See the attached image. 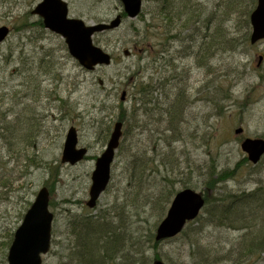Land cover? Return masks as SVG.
Wrapping results in <instances>:
<instances>
[{
  "label": "rangeland",
  "instance_id": "1",
  "mask_svg": "<svg viewBox=\"0 0 264 264\" xmlns=\"http://www.w3.org/2000/svg\"><path fill=\"white\" fill-rule=\"evenodd\" d=\"M40 1L0 0V26L10 29V35L0 45V264H8L14 233L43 186L49 190L52 187L50 209L55 216L51 250L43 255V264H78L73 255L77 245V237L72 234L75 224L78 226L84 217H95L99 212L107 214L103 222L112 224L109 227L112 232L122 228L126 220L130 234L139 235L137 240L142 239L143 251H128L125 246L122 256L127 252L130 256L121 257L120 263L132 257L147 258L144 264H152L157 259L165 264H196L201 263L203 254L205 264H235V253L229 258L232 243L241 241L244 247L250 233L264 234L262 216L252 217L254 207H241L237 217L242 221L237 223L251 227L235 230L230 225L236 217L229 224H212L208 223V214L202 212L206 220L194 219L181 234L158 241L156 228L171 203H165L164 197L169 194L170 198L175 193H169L165 187L161 192L162 175L175 178L177 191L194 188L211 200L220 199L228 192L241 194L264 186V155L253 163L241 148L245 137L264 139V39L251 44L239 43L237 38L235 48L223 49L215 57L212 48L199 65L195 54L198 48L191 47L188 40L182 44L175 41L169 52L162 45H158L159 49L151 46L162 40L153 36L160 30L152 26L158 24L160 16L154 2L144 0L142 15L126 18L115 30L95 35V42L112 52L113 62L87 70L68 52L60 34L36 25L22 27L26 15L31 23L39 20L32 9ZM67 1L70 15L88 24L108 23L123 10L121 0ZM195 1L209 8L217 2ZM243 1L247 2L244 5L251 2ZM244 9L240 5L239 10ZM230 21L225 23L229 33L239 36L236 30L241 29L243 34L244 22L239 17ZM149 22L152 27L146 30ZM191 31H185L184 35ZM144 34H148L151 44L148 51L135 45ZM203 35L204 29L198 34L200 39L196 45L202 43ZM160 49L162 54L148 56L149 61L142 58L143 54ZM48 52L52 54L47 56L45 64H51V69L46 73V65L41 68L37 62ZM153 57L159 60L151 61ZM165 75L171 82L162 85ZM140 81L151 82V91L144 96L149 102L145 104L134 86ZM226 88L231 91L228 98L224 94ZM180 90L184 94L181 102L176 97ZM134 107H137L139 125L146 128L136 130L142 137L138 142L141 149L157 148L154 141L167 126L177 130L167 131L170 138L182 135L175 145L166 147L170 151L163 159L169 163L168 171L160 167L163 173L151 176V181L142 189V196L136 197L135 188L129 185L131 173L118 150L111 183L95 208H90L86 201L90 198L96 157L107 143L103 126L113 127L125 111L130 113ZM172 110L176 111V120ZM71 126L78 130L79 146L89 149V155L76 164L61 161ZM238 128L242 131L236 132ZM52 169L56 170L54 176ZM230 169L235 170L234 176L225 174ZM149 199L146 206L145 201ZM116 213H120L117 218ZM247 218L250 219L245 221ZM248 261L245 264H264V254Z\"/></svg>",
  "mask_w": 264,
  "mask_h": 264
},
{
  "label": "trees",
  "instance_id": "2",
  "mask_svg": "<svg viewBox=\"0 0 264 264\" xmlns=\"http://www.w3.org/2000/svg\"><path fill=\"white\" fill-rule=\"evenodd\" d=\"M148 1V0H147ZM151 1V0H150ZM154 4L157 6L156 9H158L156 12H158L159 20L158 24H152V22H149L147 24L146 30L151 26L156 27L160 31L154 32L153 36L162 38L161 41H156L155 45L150 44L149 38H147L148 34H144L141 36L142 39L135 42V45L142 46L141 48L145 51L150 50L148 47L151 45L154 46V49L158 48V45H162V48L164 51L169 52L170 45L174 43L175 41L181 42V44L188 40V42H191V47H197L196 57H199V65H201V61L207 58L208 53L213 48V56L215 57V54L219 51L223 52V49H232L235 48L237 43V38L239 39V43H245L249 42L250 39V30H251V23H250V15L251 11L257 4V0H250L251 2L247 5H244V3H247L243 0H217L216 4L211 6L209 8L208 5H203L195 0H152ZM243 1V3H242ZM180 3V4H179ZM242 3V4H241ZM240 5L244 6V10H239ZM208 6V7H207ZM247 6V7H246ZM153 12V11H151ZM143 13V11H142ZM141 13V15H142ZM155 13V12H154ZM154 15V14H153ZM152 16L151 19H154V16ZM238 17L241 19L242 23L244 22L245 31L242 34V30L239 31V36H236L233 34H230L228 29L225 28V23L228 21L234 22L233 20L238 19ZM28 16H25V19L23 20L22 27H33L34 25L38 26L42 30L45 29L44 22L41 18L39 20L33 21L32 23L28 21ZM151 26V27H152ZM205 30V35H203L202 43L199 42L198 45H196L197 41H199L200 36H198L199 33L202 32V30ZM192 30L194 31L192 33L189 32L186 35L185 31ZM249 30V32H248ZM188 38V39H187ZM209 39V40H208ZM144 42H146L144 44ZM143 43V44H142ZM142 44V45H141ZM194 45V46H192ZM219 45V48L217 49ZM159 49V48H158ZM195 52V50H193ZM191 53V52H190ZM52 53L48 52L44 57L40 58L37 62L39 64V67H45V72L49 73L51 67V64H45L47 61V56ZM154 55H160L162 54V50L156 51L151 53H146L142 55L143 57H146V60L149 61L148 56ZM157 62L159 60L158 58H154L151 60ZM49 62V61H48ZM171 66L172 63L170 64ZM52 69H54L55 64L52 63ZM49 67V69H47ZM47 69V70H46ZM173 69V68H172ZM163 83L162 85L168 84V82H171V80H167V77H163ZM137 89V92L141 94V100L145 104L146 102H149V100L145 99L144 96L147 95L151 91V82L145 83L140 81L139 83L134 85ZM227 90L224 92V94L227 96V98L230 96V89L226 88ZM136 93V91L134 92ZM177 96L179 97V102L183 100L184 94L183 91H177ZM169 96V94H168ZM167 96V97H168ZM181 100V101H180ZM137 107L133 108V110L129 113L128 111H125V115L121 120L123 121V139L119 145V154L124 157V166L126 169H128L131 173L130 175V182L129 185L131 188H135V196L138 197L139 194L142 196L143 190L145 185L148 183V180L151 181L150 177L158 174L163 173L161 171V168H164L167 170V163L164 161V156L168 154L170 150H166V147H171L170 145H175L177 141H179L182 138V135L177 134L173 138H170V135L167 134V131L173 130L176 132L175 127H168L161 132V136L157 137V139L154 141V146H157V148H152L151 150L146 147V149H141L138 147L139 140L142 139L140 136V132H136V130H140L141 126L138 123V120L136 119L137 114ZM169 112V111H168ZM176 111L171 112V115L175 118ZM170 113V112H169ZM177 118L173 119L176 120ZM133 120L132 123H130ZM162 120L160 118L159 122ZM173 123V122H172ZM106 126V128H105ZM103 126V133L105 134V141L109 139V135L111 131L113 130V127L111 125ZM182 125L178 126V128H181ZM177 128V129H178ZM146 129V128H144ZM14 133V131H13ZM159 146V147H158ZM152 153V154H150ZM177 160V156H173ZM248 159V157H247ZM161 167V168H160ZM169 169H174L173 167ZM56 170L52 169L51 174L54 176V172ZM171 174L172 172H168ZM235 170L230 169L227 173L229 176H234ZM164 185L162 187L161 192L165 189L172 192H177V189L174 188L175 178L171 177L168 174L162 175ZM190 182V181H189ZM187 183L186 186H188L190 183ZM171 183V184H170ZM129 186V187H130ZM225 188V187H224ZM143 189V190H142ZM52 191V187L50 188V192ZM160 192V193H161ZM174 193V194H175ZM228 192V194H225L224 197H221L220 199H214L211 200L208 198V196H205L206 198V204L203 207V213L206 212L209 216L208 223H228V221L234 219L233 223L230 225L231 228L237 230L241 228L248 229V227H251V225L247 224L244 225L246 227L240 226L237 222L242 221V219H239L238 214L241 212L243 208L247 207H254L252 213V217L257 216L260 214L264 221V186H259L257 190L253 192ZM173 194V195H174ZM169 194L164 197L165 203L171 201L168 197ZM136 201L135 199H133ZM132 200V201H133ZM163 200V198H162ZM163 200V201H164ZM150 199L145 201V205H149ZM164 206V205H163ZM124 208V207H122ZM259 209V211H258ZM261 209V211H260ZM125 212V210H123ZM258 211V212H257ZM123 212V213H124ZM257 212V213H255ZM200 214L196 219H205L204 216ZM115 216V215H114ZM120 216V213H116V218ZM125 217V216H124ZM107 218V217H106ZM250 218H247L245 221L249 220ZM236 220V222H235ZM192 223V222H190ZM189 223V224H190ZM78 226L74 227L73 233L75 234V237H77V245L74 247L73 255L77 257L78 264H119L120 258L123 259L126 257L125 255H129V252H127L125 255L122 256L121 253L124 251L125 246L128 247L129 250H135V251H143L142 246L140 245L142 242V239L137 240L136 238L139 237V235H136L133 237V235L130 234V226L129 223L125 220L123 225L117 231L112 232V230H109V227L112 225L107 221L103 222L100 219H96L93 216H87L84 217L83 221H79ZM116 227H119V224H117ZM245 234V236L249 235ZM251 236L246 238L248 244L245 242V246L243 247V244L241 241H238V243L235 245L232 243V247L230 248V254L231 256L229 258H232V255L235 253L234 257H236V263L239 262V264H245L249 262V258L258 255L259 257L261 254H264V234L262 235H256L253 233H250ZM135 241H137L135 243ZM156 243H158L156 241ZM244 243V242H243ZM249 246L248 249H245V247ZM70 256L71 258L73 257ZM75 257V258H76ZM206 256L202 254L201 263L197 262L196 264H205L204 259ZM233 257V258H234ZM73 259V258H72ZM142 259V258H141ZM141 259H133L132 257L130 260L121 262L120 264H144L146 263L147 258ZM141 260V261H140ZM235 263V264H236Z\"/></svg>",
  "mask_w": 264,
  "mask_h": 264
},
{
  "label": "water",
  "instance_id": "3",
  "mask_svg": "<svg viewBox=\"0 0 264 264\" xmlns=\"http://www.w3.org/2000/svg\"><path fill=\"white\" fill-rule=\"evenodd\" d=\"M121 1L128 17H135L140 13L143 0ZM257 1L258 4L250 16L251 43L264 38V0ZM33 10L42 17L46 28L64 38L71 55L85 68L93 69L99 64L110 65L111 53L96 45L93 36L98 32L117 28L122 22L121 14L108 23L86 24L83 19L69 16L70 9L66 0H42ZM9 32L8 26H0V43L9 36ZM122 127L121 122L115 124L105 150L96 158L92 174L93 183L89 190L90 198L87 201L92 208L110 183L112 164L122 138ZM240 131L241 128L236 130V132ZM65 139L61 160L70 164L82 161L88 149L85 146L78 147V133L74 126L70 127ZM241 148L248 153L249 159L256 163L264 155V139L247 137L242 141ZM36 195V199L15 231L7 257L9 264H43V254L51 249L54 220L49 205L51 194L48 188L43 186ZM204 204L205 198L202 197V193L193 188L179 191L173 197L166 216L156 229V239L161 240L181 233L187 222L199 215ZM153 264H165V262L157 259Z\"/></svg>",
  "mask_w": 264,
  "mask_h": 264
},
{
  "label": "bare ground",
  "instance_id": "4",
  "mask_svg": "<svg viewBox=\"0 0 264 264\" xmlns=\"http://www.w3.org/2000/svg\"><path fill=\"white\" fill-rule=\"evenodd\" d=\"M117 122H121L122 123V126H123V121L122 120H118V121H116L114 124H116ZM114 124H113V130H114ZM124 127V126H123ZM124 129V128H123ZM113 130L111 131V133L113 132ZM111 133H110V135H109V137L111 136ZM123 136V130H122V135H121V137ZM111 138V137H110ZM123 139V137L121 138V140ZM242 142V141H241ZM36 199V198H35ZM34 199V200H35ZM34 200L31 202V204L34 202ZM88 201V200H87ZM87 201H86V203H87ZM30 204V205H31ZM88 204V203H87ZM49 205L51 206V198H50V202H49ZM89 206V205H88ZM31 207V206H30ZM30 209V208H29ZM28 211V210H27ZM26 211V212H27ZM87 216H92V215H87ZM106 216H107V214L106 215H104V214H101V212H99V213H97V214H95V218L96 219H100L101 221H103V220H105L106 219ZM23 221V220H22ZM22 223V222H21ZM158 227V226H157ZM157 229V228H156ZM155 233H156V231H155ZM15 234V233H14ZM14 237V236H13ZM155 239H156V234H155ZM163 239V238H162ZM157 240V239H156ZM159 241V240H158ZM154 261L155 260H153V263H154ZM152 263V264H153Z\"/></svg>",
  "mask_w": 264,
  "mask_h": 264
}]
</instances>
